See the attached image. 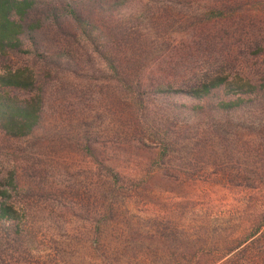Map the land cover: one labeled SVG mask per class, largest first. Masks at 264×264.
<instances>
[{"label": "rangeland", "instance_id": "1", "mask_svg": "<svg viewBox=\"0 0 264 264\" xmlns=\"http://www.w3.org/2000/svg\"><path fill=\"white\" fill-rule=\"evenodd\" d=\"M220 1L128 0L96 23L109 44L120 42L119 66L145 85L150 77L174 89L194 84L213 74L209 64L222 56L232 77L261 73L264 56L252 53L264 32L252 30L249 21L244 29L215 26L213 43L201 46L195 30L202 11ZM83 11L89 17L98 12L94 5ZM103 23L123 25L129 39ZM77 44L70 66L50 68L42 129L20 141L0 135V182L13 174L20 185L13 201L40 221L29 245L9 249L0 264H264V150L258 155L253 144L244 149L222 143L204 117L175 113L174 105L194 104L180 96L151 93L149 109L140 110L119 83L108 82L112 74L92 46L84 38ZM9 66L44 75L34 57L0 62V69ZM142 116L159 127L158 137L169 144L167 157L154 133H141ZM247 119L229 120L240 146L256 139L245 135ZM256 123L264 124V117ZM114 170L118 184L108 177ZM52 216L64 224L44 222Z\"/></svg>", "mask_w": 264, "mask_h": 264}, {"label": "trees", "instance_id": "2", "mask_svg": "<svg viewBox=\"0 0 264 264\" xmlns=\"http://www.w3.org/2000/svg\"><path fill=\"white\" fill-rule=\"evenodd\" d=\"M127 2L128 0H0V62L10 60L12 56H22L34 57L42 66L44 65L42 67L44 75L28 66L18 68L9 66L4 70L0 69L1 137L20 141L33 137L42 129L45 122L44 96L46 87L49 86L47 78H52L50 68L70 66L69 59L74 57L73 49L78 46V39L84 38L106 64L107 73L112 74L108 82L119 83L129 94L130 101L140 110L149 109L148 97L151 93L183 97L194 104L174 105L175 113L188 112L195 118L204 117L208 130H212L214 134L219 133L218 137L222 143L244 149L253 144L254 150L258 149L260 155V150H264V124H259L261 121L256 123V120L259 116L264 117V70L261 73L254 72L253 75L244 73L242 77H232L231 73H227V67H224L226 62L222 56L221 59L209 64L210 67L217 66L219 71L215 73L209 67L207 73L213 74L206 75L203 80L197 79L194 84L183 85L180 89H174L170 83L153 77L149 78L151 82L148 85L136 80L138 75L132 79L119 66L121 60L115 48L120 47V42L116 40L117 44H109L108 36L104 35L102 38L104 33L96 23L97 16L104 22L108 20V15L118 12ZM244 4L239 0H221L220 4L215 3L203 10L199 19L201 23H198L195 30L202 35L201 46L205 41L209 44L213 43L214 40L210 39L212 31L220 24L244 29L247 25L246 21H249L252 30L261 28L260 30L264 32V22H262L264 3L245 6ZM86 5H94L97 14L92 17L85 15L83 10ZM103 27L113 31L114 35L127 36V39L131 35L130 32L127 35L122 33L123 25L120 26L118 23L109 27L108 24L103 23ZM223 35L225 41L230 39L229 35ZM42 41L50 43L56 51L50 52ZM127 52H131L133 56L135 50L129 49ZM65 56L68 62L64 65ZM252 56H255V59L264 56V37ZM63 70L71 76L77 74L69 68ZM178 116L176 115L177 118ZM236 117L249 118L243 122L248 126L245 135L254 136L256 138L254 141L240 146L242 139L236 140L232 137L233 132L229 128L233 125L229 120ZM224 118L228 122L222 124ZM145 120L143 116L139 119V123L142 124L141 133L147 134L146 136L154 133V137L160 140L158 143L164 151L163 156L167 157L170 151L169 144L158 137L159 127L157 128L156 124L148 125ZM258 124L259 126L256 127ZM161 128L165 129L162 126ZM89 154L94 159L99 158L94 150H89ZM108 177L114 184L120 182V175L115 170L110 171ZM19 187L13 174L6 182H0V258L8 257L9 249H19L25 244L29 245L28 243L34 239L35 225L40 222L37 215L30 213L26 206L19 207V204L13 201V196L18 193ZM44 222L56 226L64 224L59 216H52L50 220ZM9 262V259L2 260L5 264Z\"/></svg>", "mask_w": 264, "mask_h": 264}]
</instances>
